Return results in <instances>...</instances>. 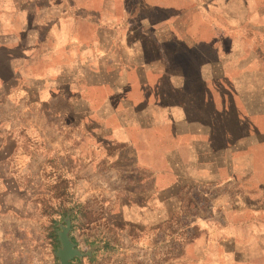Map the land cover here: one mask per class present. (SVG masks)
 I'll return each mask as SVG.
<instances>
[{
  "label": "crops",
  "instance_id": "crops-1",
  "mask_svg": "<svg viewBox=\"0 0 264 264\" xmlns=\"http://www.w3.org/2000/svg\"><path fill=\"white\" fill-rule=\"evenodd\" d=\"M251 2L0 0V204L40 221L23 145L69 148L67 177L84 160L112 172L125 198L138 199L137 224L158 231L184 216L173 232L181 248L166 264H264V203L208 201L242 189L239 172L255 169L249 146L264 128V105H255L264 39L254 32L261 25L264 37V21L255 23L264 5ZM37 129L38 140L25 138Z\"/></svg>",
  "mask_w": 264,
  "mask_h": 264
},
{
  "label": "rangeland",
  "instance_id": "rangeland-1",
  "mask_svg": "<svg viewBox=\"0 0 264 264\" xmlns=\"http://www.w3.org/2000/svg\"><path fill=\"white\" fill-rule=\"evenodd\" d=\"M251 1L252 4L255 3L257 9L264 5V0ZM263 21L258 19L255 23L262 24ZM260 26H255L254 32L256 40L263 42L264 37L259 31L261 30ZM247 30L245 33L248 32ZM248 38L246 34L242 41L246 42ZM261 65L262 62H255L256 68H260V71ZM250 78L248 77L244 81L248 88L255 83L254 79ZM257 84L263 87L264 75L258 76ZM244 95L248 96L247 93ZM255 105H264L263 89L255 92ZM40 115L33 113L32 120L39 123ZM48 117L50 119L52 116L48 115ZM64 117L69 119L70 115ZM241 131L243 130L241 129ZM256 131L260 134L256 136L254 146H249L250 154H255V157L252 155L255 158L252 160L255 169L248 171L246 167L241 168L239 181L242 189L233 188L234 191H232V188H222L225 190L222 195L209 192L208 201L217 199L226 202L229 197L237 196L238 202L244 206H247L245 204L264 203V188H257L258 184L264 182V128H257ZM39 133L40 131L37 129V133L28 131L24 135L25 138L30 137L32 140H38ZM45 134L48 138L55 136L51 128L47 129ZM29 146L24 144L23 149L26 154L34 158L28 163L34 165L35 185L37 187L40 185L35 192L37 201L42 197V206L48 205L56 208V212L45 215L42 211L39 221L37 220L38 213H35L34 218H32L33 216H23L21 211L15 212V210L7 209L6 203L0 204V264H58V259L54 255L57 249L53 248L47 234L51 229L49 217L58 220L57 231L59 225H64L63 218L67 216L69 219L70 225L67 233L74 243V247L81 254L79 258L75 257L77 259L73 260L72 264H166L167 258L181 248L182 237L174 235L173 232L177 231L179 224L182 225L184 217L182 214L172 217L171 223L159 228L158 231L150 224H137L135 222L136 214L141 213L139 205L135 201L138 199H135L134 196L125 198V188L118 189V178L112 175V172L107 173L98 166L96 172L89 171L85 167L87 162L84 160L80 164V172L70 179L67 176L71 173L72 163L68 164L65 159L66 154L71 153L69 148L55 147L54 145L38 146L37 144ZM244 158L241 156V164L246 165L248 161ZM26 161L19 162L16 165L17 170H21L23 164H28ZM60 177L68 182L72 181V186L71 188L67 187L64 191L65 194L57 198L54 193L60 192L56 182ZM235 190L240 191L239 194L235 193ZM1 192L2 189H0V199L4 197L6 201L8 199L6 193L1 194ZM187 195L192 200L199 198L198 194ZM16 196V200L19 202L21 198L19 199L18 196L20 195ZM61 205L73 208L62 219H58ZM246 212L247 210L243 218H239V223L246 222L243 223L244 228L246 225L248 227L252 221L251 215ZM149 213L151 212L149 211ZM191 234L197 235L194 229H191Z\"/></svg>",
  "mask_w": 264,
  "mask_h": 264
},
{
  "label": "water",
  "instance_id": "water-1",
  "mask_svg": "<svg viewBox=\"0 0 264 264\" xmlns=\"http://www.w3.org/2000/svg\"><path fill=\"white\" fill-rule=\"evenodd\" d=\"M62 221L64 222V225H59V230L56 232V234H58L60 246L57 248L54 255L58 259V264H68L72 257L79 258L81 254L74 247V243L71 241L70 236L67 233L70 225L68 217H64Z\"/></svg>",
  "mask_w": 264,
  "mask_h": 264
},
{
  "label": "trees",
  "instance_id": "trees-1",
  "mask_svg": "<svg viewBox=\"0 0 264 264\" xmlns=\"http://www.w3.org/2000/svg\"><path fill=\"white\" fill-rule=\"evenodd\" d=\"M58 183V187L60 188V192L58 193H54V195L58 198V197H61L62 194H65V189L67 188V185H66V181L65 179L63 178H59V180L56 181ZM54 188L56 187V185L54 184L53 186ZM63 204V203H61ZM63 206V207H61ZM60 206V211L61 213H59L58 215V219H62V217L65 216L66 213H68L73 207H69V206H64V205H61ZM50 209V210H49ZM56 208H53V207H49L48 205H44L43 209H42V213L43 214H51V213H55ZM73 216L70 217V219L72 220ZM57 223H58V220H56L55 218H52V217H49V225L51 227L50 231L47 232L50 240H51V243L53 245V248L54 249H57L59 246H60V243L58 241V234H56L57 232ZM77 258H71L68 262V264H72V261L75 260L76 261Z\"/></svg>",
  "mask_w": 264,
  "mask_h": 264
}]
</instances>
